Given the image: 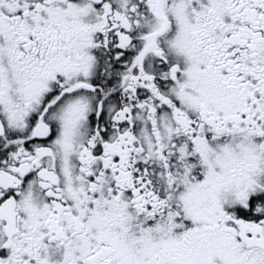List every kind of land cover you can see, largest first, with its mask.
<instances>
[{"label": "snow or ice", "instance_id": "6c2138e0", "mask_svg": "<svg viewBox=\"0 0 264 264\" xmlns=\"http://www.w3.org/2000/svg\"><path fill=\"white\" fill-rule=\"evenodd\" d=\"M0 264H264V0H0Z\"/></svg>", "mask_w": 264, "mask_h": 264}]
</instances>
